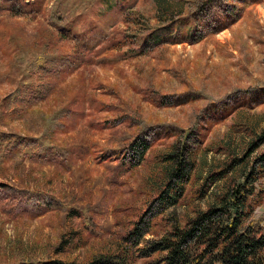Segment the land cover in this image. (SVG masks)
<instances>
[{"label": "rangeland", "instance_id": "rangeland-1", "mask_svg": "<svg viewBox=\"0 0 264 264\" xmlns=\"http://www.w3.org/2000/svg\"><path fill=\"white\" fill-rule=\"evenodd\" d=\"M82 45L86 60L66 66ZM54 66L44 99L26 92ZM0 131L20 134L0 140V264L84 262L142 213L152 229L183 221L222 187L202 185L209 168L232 159L237 182L256 165L262 219L264 0H0ZM137 136L149 149L128 166ZM182 150L186 198L159 214L164 157Z\"/></svg>", "mask_w": 264, "mask_h": 264}, {"label": "trees", "instance_id": "trees-1", "mask_svg": "<svg viewBox=\"0 0 264 264\" xmlns=\"http://www.w3.org/2000/svg\"><path fill=\"white\" fill-rule=\"evenodd\" d=\"M161 11L166 12L165 7H162ZM65 35L66 33L61 32V36ZM80 49L85 50V47L82 45V48L79 47L73 53L74 55H70L71 63L66 66L74 67L84 62L85 56ZM6 50L10 51L9 48ZM91 62L90 57L88 64ZM44 71L40 67L34 80L26 86V92L30 95L39 90L41 99L47 96L42 95L41 87L53 83L63 72L57 66L50 71ZM14 112L13 110L12 113ZM19 135L0 131V140ZM90 148L93 149V146ZM148 149L147 140L137 136L120 151V153L123 151L121 162L128 166L137 164L144 158ZM164 159L163 185L148 203L150 206L155 201L159 214L186 198L184 188L192 178L195 161L190 152L185 150H182L180 155L169 154ZM235 166L232 159L223 166L209 168L202 185L208 188L219 182L222 187L204 208H194L183 221L161 215L163 221L156 220L157 228L152 229V223L149 219L145 220V213H142L120 233V245L111 251L99 253L84 262L76 260L68 262L55 258L27 264H138L139 260H143L141 264H264V216L262 219L251 218L254 207L252 201L255 200L251 189L257 179V176H254L257 175L256 165L251 166L247 173L241 174L243 176L241 182L235 180L236 174H230ZM258 167L260 170L264 169L263 157H260ZM5 185L0 183V188ZM40 200L45 206H51L50 197V201L43 198ZM157 215H152L153 222ZM147 234H151V237H146Z\"/></svg>", "mask_w": 264, "mask_h": 264}]
</instances>
